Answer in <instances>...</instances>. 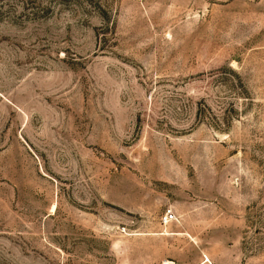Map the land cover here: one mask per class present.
<instances>
[{"label":"rangeland","instance_id":"obj_1","mask_svg":"<svg viewBox=\"0 0 264 264\" xmlns=\"http://www.w3.org/2000/svg\"><path fill=\"white\" fill-rule=\"evenodd\" d=\"M0 264H264V0H0Z\"/></svg>","mask_w":264,"mask_h":264},{"label":"built area","instance_id":"obj_2","mask_svg":"<svg viewBox=\"0 0 264 264\" xmlns=\"http://www.w3.org/2000/svg\"><path fill=\"white\" fill-rule=\"evenodd\" d=\"M172 217H173V214H172L171 210H167L163 216V222L164 223L169 222L172 219Z\"/></svg>","mask_w":264,"mask_h":264},{"label":"bare ground","instance_id":"obj_3","mask_svg":"<svg viewBox=\"0 0 264 264\" xmlns=\"http://www.w3.org/2000/svg\"><path fill=\"white\" fill-rule=\"evenodd\" d=\"M53 207H54V206H53ZM53 207H52V208H53Z\"/></svg>","mask_w":264,"mask_h":264}]
</instances>
